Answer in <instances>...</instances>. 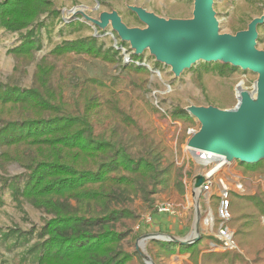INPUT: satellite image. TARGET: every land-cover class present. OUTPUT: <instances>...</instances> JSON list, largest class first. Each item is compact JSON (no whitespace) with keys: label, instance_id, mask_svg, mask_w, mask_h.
I'll return each instance as SVG.
<instances>
[{"label":"trees","instance_id":"1","mask_svg":"<svg viewBox=\"0 0 264 264\" xmlns=\"http://www.w3.org/2000/svg\"><path fill=\"white\" fill-rule=\"evenodd\" d=\"M44 11H54L48 0H4L0 25L20 29ZM36 45L37 40L27 35L10 49L18 60L14 72L23 58H32ZM114 54L102 51L94 40L64 42L36 64L30 88H20L11 76L0 83V160L28 170L22 175V188H17L19 195L53 216L45 221L41 241L33 249L38 264H144L136 252L121 248L125 234L114 228L121 218L133 217L132 212L110 203L139 192L152 201L148 196L157 192V186H173L183 193L173 146L146 110L180 123L171 136V141L176 137L178 153L195 119L181 107L167 116L141 98L150 70L134 62L139 56L131 55V62L122 64ZM76 55L119 63L120 73L110 85L97 77L81 79L70 65ZM220 67L222 74L233 69L224 63ZM123 93L129 95L126 103L120 99ZM119 127L125 130L126 141ZM140 143H147V150L135 155L133 148ZM237 163L244 178L257 176L259 182L254 184L256 193L228 195V225L234 230L236 248L210 251L208 244L215 239L207 234L190 244L150 239L146 246L150 258L178 252L190 253L192 264L198 259L200 264H264V159ZM22 176H15L10 186Z\"/></svg>","mask_w":264,"mask_h":264},{"label":"rangeland","instance_id":"2","mask_svg":"<svg viewBox=\"0 0 264 264\" xmlns=\"http://www.w3.org/2000/svg\"><path fill=\"white\" fill-rule=\"evenodd\" d=\"M3 1L0 0V3ZM48 1L52 4L54 11L40 13L27 26L20 29H9L0 25V83L8 82L11 76L20 88H30L33 85L36 64L41 58L64 42L85 39L94 40L96 46L102 51L114 52V55L122 60V64L131 62V55L139 56L138 59H134V62L143 64L150 70V76L145 85L147 91L141 93V98L146 99L167 116L175 107L233 108L237 103L236 86L238 84L244 91L255 94L254 86L258 79V74L255 72L230 65L233 69L222 74L220 67L223 64L222 61L197 60L175 74L170 65L157 60L148 48L144 49L141 54H134L130 44L121 41L110 23L105 27H100L92 22V20L99 21L103 12H115L126 27L145 28L146 25L131 9L133 7L142 8L165 20H189L193 18V0ZM212 11L219 34L236 35L246 30L253 19H261L262 21L256 26L255 48L264 51V0H213ZM27 35L37 40L36 49L33 50L32 58H23L18 65V70H20L14 72L18 60L10 49L18 46ZM65 56L66 53L61 54V59ZM70 65L75 67L76 76L81 79L97 77L107 85L112 83L113 76L120 73L119 63L110 65L89 55H76ZM123 85L126 91H129L130 86L126 82ZM128 96V94H121V101L128 102ZM146 111L151 122L163 132L173 146L174 165L178 168L177 181L182 183L183 193L178 192L173 186H157V192L148 196L152 201L144 200L142 193L139 192L136 196H130L128 200L110 203L112 208L126 209L133 214V217L121 218L114 224L116 231L125 234L120 244L121 248L128 253L136 252L137 243L139 248L147 253L146 246L150 239L142 242L143 234H167L181 238L184 234H192L196 219L195 202L198 191L193 188L190 181L193 174L200 171L201 165L186 147L189 136L181 144L180 152H176V137L174 136L171 141V136L175 128L177 132L179 131L180 123L170 120L169 117L160 118L158 114L150 110ZM190 127L194 128L195 132L199 130L200 124L197 119L188 128ZM119 131L122 139L126 141L125 130L119 127ZM147 147V143L137 144L133 152L135 155H140L147 150ZM237 162L231 161L221 171V175L230 181V184L239 178L245 187L243 194L256 193L254 184L259 182L257 176L244 178ZM26 174L28 170L22 165L14 161L3 163L0 160V264H38L33 257V249L40 240L39 233L45 221L53 217L43 208L19 195L17 188H22L25 180V176L22 175ZM17 175L23 178L21 177L16 181V185L11 187ZM198 201L200 234H202L201 227H204L203 216L206 204L202 197H199ZM74 202L71 200L72 205ZM166 202L173 206L174 214L156 211L155 206ZM215 207V199L212 198L211 208L214 215ZM147 217L151 219L146 222ZM176 256L177 252L169 256L161 255L158 259H151L154 264H192L190 253H187L186 259L181 257L182 254L177 260L173 259ZM198 264H200L199 259Z\"/></svg>","mask_w":264,"mask_h":264},{"label":"water","instance_id":"3","mask_svg":"<svg viewBox=\"0 0 264 264\" xmlns=\"http://www.w3.org/2000/svg\"><path fill=\"white\" fill-rule=\"evenodd\" d=\"M213 0H193V18L165 20L139 7L131 8L146 27L128 28L115 13L103 12L100 20H92L100 27L108 23L121 41L128 42L134 54L149 49L156 59L171 66L178 74L197 60L222 61L234 67L248 69L258 74L254 95L236 86L237 103L230 109L189 106L184 108L200 124L186 141V147L221 155L228 161L256 163L264 159V51L255 48L256 26L262 20L253 19L248 28L236 35L219 34L212 11ZM204 181L197 175L193 188L196 194V219L192 235L176 238L167 234H145L149 239L176 241L190 244L200 238L199 188ZM135 250L145 264H154L138 243Z\"/></svg>","mask_w":264,"mask_h":264},{"label":"built area","instance_id":"4","mask_svg":"<svg viewBox=\"0 0 264 264\" xmlns=\"http://www.w3.org/2000/svg\"><path fill=\"white\" fill-rule=\"evenodd\" d=\"M195 129L190 127L186 130L187 136H191ZM194 158L200 163L201 169L195 172L191 178L190 184H194L195 177L202 175V182L199 192L203 198L206 207L204 208L203 224L201 233L211 235L215 240L213 247L218 250H227L236 248L233 241L234 230L229 227L230 220L229 198L230 192L237 194L245 193V187L239 178L230 184L221 171L229 165L231 161L226 160L224 156L216 155L203 150L188 149ZM215 199V215L211 208V199ZM156 207L157 212L174 214L173 206L166 202ZM150 217L146 218V222L150 221Z\"/></svg>","mask_w":264,"mask_h":264},{"label":"crops","instance_id":"5","mask_svg":"<svg viewBox=\"0 0 264 264\" xmlns=\"http://www.w3.org/2000/svg\"><path fill=\"white\" fill-rule=\"evenodd\" d=\"M143 235H145V234H143ZM143 235H142V236H143ZM176 235H177V234H176ZM191 235H192V234H184V237H182V238H186V237L191 236ZM201 235H204V234H201ZM201 235H200V236H201ZM174 237H176V238H181V237H177V236H174ZM214 242H215V241H212V240L209 242L208 247H207L208 250H210V251H211V250H212V251H221V250H218V249H214V247H213ZM181 254H182L181 257H183L184 259L187 258V253H181ZM181 254L177 252V256L174 257L173 259L177 260L178 258H180V255H181ZM182 262H183V260H182ZM182 262H181V263H182Z\"/></svg>","mask_w":264,"mask_h":264}]
</instances>
